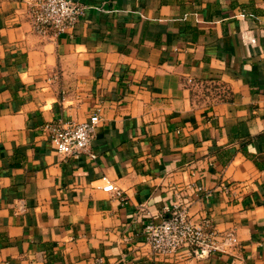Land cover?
<instances>
[{"label":"crops","instance_id":"0c3cea01","mask_svg":"<svg viewBox=\"0 0 264 264\" xmlns=\"http://www.w3.org/2000/svg\"><path fill=\"white\" fill-rule=\"evenodd\" d=\"M30 1L0 0V264H264V0H71L58 35ZM96 107L95 159L58 155L41 127ZM173 203L216 250L149 253Z\"/></svg>","mask_w":264,"mask_h":264},{"label":"built area","instance_id":"2783aa9c","mask_svg":"<svg viewBox=\"0 0 264 264\" xmlns=\"http://www.w3.org/2000/svg\"><path fill=\"white\" fill-rule=\"evenodd\" d=\"M28 18L32 30L38 34H70L83 16V6L71 0H31L28 3ZM101 120V108L95 110L83 122L66 124L46 123L41 131L53 150L63 158H78L86 155L90 160L95 154L89 150L96 128ZM106 181L102 190L120 195L112 183ZM169 216L159 223H148L142 234L149 253L153 257L165 258L177 255L185 250L188 255H199L198 251H214V232L209 220L194 223L189 218L186 208L172 204ZM231 244L236 239L228 237ZM97 264H101L100 261Z\"/></svg>","mask_w":264,"mask_h":264},{"label":"water","instance_id":"95a60500","mask_svg":"<svg viewBox=\"0 0 264 264\" xmlns=\"http://www.w3.org/2000/svg\"><path fill=\"white\" fill-rule=\"evenodd\" d=\"M197 253H198V254H201V253H203V251H198Z\"/></svg>","mask_w":264,"mask_h":264}]
</instances>
